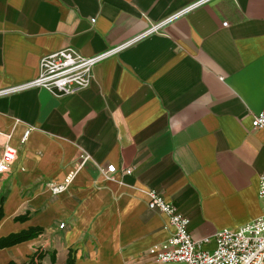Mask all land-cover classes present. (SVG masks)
Wrapping results in <instances>:
<instances>
[{"label":"crops","instance_id":"0c3cea01","mask_svg":"<svg viewBox=\"0 0 264 264\" xmlns=\"http://www.w3.org/2000/svg\"><path fill=\"white\" fill-rule=\"evenodd\" d=\"M63 48L117 50L75 94L20 88ZM263 108L264 0H0V157L17 149L0 174V237L44 228L0 248V264L39 248L42 264H181L149 253L175 230L149 190L196 239L264 214Z\"/></svg>","mask_w":264,"mask_h":264},{"label":"built area","instance_id":"2783aa9c","mask_svg":"<svg viewBox=\"0 0 264 264\" xmlns=\"http://www.w3.org/2000/svg\"><path fill=\"white\" fill-rule=\"evenodd\" d=\"M226 22L224 25H227ZM95 56H84L73 48H63L43 56L36 78L20 88H45L55 95L63 96L80 92L89 87L93 80V70L112 52ZM254 128H264V108L253 120ZM30 131L24 134L23 142L28 139ZM2 132H0V135ZM9 136V135H8ZM17 158V149L6 145L0 157V174L7 172ZM116 166L111 164L105 175L111 179ZM131 173V169L126 170ZM76 171L70 172L63 182L54 184L55 194L65 191L73 182ZM148 206L168 217L174 233L165 241L152 246L149 253L162 263L181 264H264V214L237 229L218 230L213 237L196 239L190 229V219L179 213L170 201L156 189L148 192ZM260 197H264V175L260 182ZM63 227L64 224L62 223ZM214 243L212 248L206 245Z\"/></svg>","mask_w":264,"mask_h":264},{"label":"trees","instance_id":"16d2710c","mask_svg":"<svg viewBox=\"0 0 264 264\" xmlns=\"http://www.w3.org/2000/svg\"><path fill=\"white\" fill-rule=\"evenodd\" d=\"M4 216L3 207L0 206V220ZM27 215L16 216V220H25ZM44 233V228L41 226H32L28 229H23L18 232L10 233L6 236L0 237V248L10 247L18 243L28 241L30 239L36 238ZM47 252L44 249H37L32 255L28 256L27 259L21 261L10 260L6 264H42ZM55 260V255L52 258ZM70 264V263H68Z\"/></svg>","mask_w":264,"mask_h":264}]
</instances>
